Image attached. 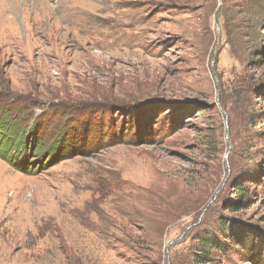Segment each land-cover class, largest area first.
Segmentation results:
<instances>
[{
	"label": "rangeland",
	"instance_id": "rangeland-1",
	"mask_svg": "<svg viewBox=\"0 0 264 264\" xmlns=\"http://www.w3.org/2000/svg\"><path fill=\"white\" fill-rule=\"evenodd\" d=\"M242 2L229 38L224 0H0V100L65 150L0 159V264H264V0Z\"/></svg>",
	"mask_w": 264,
	"mask_h": 264
},
{
	"label": "trees",
	"instance_id": "trees-1",
	"mask_svg": "<svg viewBox=\"0 0 264 264\" xmlns=\"http://www.w3.org/2000/svg\"><path fill=\"white\" fill-rule=\"evenodd\" d=\"M242 1L241 4L235 6L234 11L253 22V18L258 16V8L255 5L257 0ZM229 3L230 0H224L223 17L225 18V32L230 38L231 21L226 12ZM2 97L0 94V98ZM36 126V120L27 112V109L18 103H5L0 100V159L16 170L30 174L36 173L38 168L43 169L48 164V160H53L55 155L65 151L56 148L54 142L49 143L43 135L39 134ZM236 188L240 195L239 206H241L242 199L249 194V189L241 184L236 185ZM233 207L230 208L233 209ZM199 245L201 247L200 256L207 261L210 260L209 255L212 252L221 249L220 245L211 238L201 240Z\"/></svg>",
	"mask_w": 264,
	"mask_h": 264
},
{
	"label": "water",
	"instance_id": "water-1",
	"mask_svg": "<svg viewBox=\"0 0 264 264\" xmlns=\"http://www.w3.org/2000/svg\"><path fill=\"white\" fill-rule=\"evenodd\" d=\"M220 14H221V7L217 10L216 17H215V24H216L217 28L221 27ZM219 41L221 42V36H220V40Z\"/></svg>",
	"mask_w": 264,
	"mask_h": 264
}]
</instances>
